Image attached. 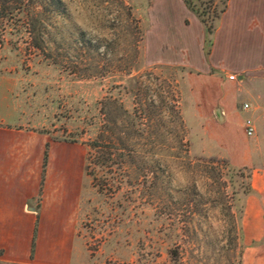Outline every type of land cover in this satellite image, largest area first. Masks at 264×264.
<instances>
[{
    "label": "rangeland",
    "instance_id": "rangeland-1",
    "mask_svg": "<svg viewBox=\"0 0 264 264\" xmlns=\"http://www.w3.org/2000/svg\"><path fill=\"white\" fill-rule=\"evenodd\" d=\"M205 30L184 0H0V122L78 141L82 171L103 133L124 149L104 192L84 174L73 264H242L264 220V47Z\"/></svg>",
    "mask_w": 264,
    "mask_h": 264
},
{
    "label": "crops",
    "instance_id": "crops-1",
    "mask_svg": "<svg viewBox=\"0 0 264 264\" xmlns=\"http://www.w3.org/2000/svg\"><path fill=\"white\" fill-rule=\"evenodd\" d=\"M220 19L219 27L225 26L229 33L223 46L228 51L244 47L249 41L264 47V0H228L227 10ZM253 55L261 64L258 77L264 84V52ZM223 64L218 68L232 70L230 64ZM248 75L250 79L252 75ZM255 97V102L260 97L264 102V90H258ZM47 144L49 159L43 173ZM84 174L85 164L82 171V153L77 144L57 142L47 134L0 122V263L73 264ZM248 223L249 247L242 264H264V232L260 230L264 220L259 215L250 216Z\"/></svg>",
    "mask_w": 264,
    "mask_h": 264
},
{
    "label": "trees",
    "instance_id": "trees-1",
    "mask_svg": "<svg viewBox=\"0 0 264 264\" xmlns=\"http://www.w3.org/2000/svg\"><path fill=\"white\" fill-rule=\"evenodd\" d=\"M186 3L188 9L193 10L203 25L206 28V43L211 45V37L214 35V33L217 30L216 24L222 17V15L226 12L228 7V0H221L222 7L219 11L211 14L209 11H198L193 5L191 0H184ZM107 129V125L104 127ZM104 129V130H105ZM104 132H109V130H105ZM44 134V133H43ZM104 135V136H103ZM100 136L99 139L95 141H90L86 143V146L88 147L87 153H86V164H85V175L89 178H92V181L94 182V186L98 188V190L101 192H104L107 190V188L110 186L107 182L109 179H98L97 183V177H96V170L101 171L104 174H111L113 173V168L117 165L120 166L122 163V159L124 158V152L123 148L119 147L120 145L108 142L105 140V134ZM69 143H75L77 144L78 141L74 140ZM49 148L50 145H46V150L44 154V162H43V173L46 171V167L48 164L49 159ZM114 155H116L117 159L114 158ZM120 168V167H119ZM43 186V181H42ZM37 229H38V223H36L35 226V232L33 237V243H32V257L35 252V246H36V236H37Z\"/></svg>",
    "mask_w": 264,
    "mask_h": 264
},
{
    "label": "built area",
    "instance_id": "built-area-1",
    "mask_svg": "<svg viewBox=\"0 0 264 264\" xmlns=\"http://www.w3.org/2000/svg\"><path fill=\"white\" fill-rule=\"evenodd\" d=\"M248 107V105H246ZM246 133L248 136L252 137L256 134V127L252 120H248L246 123Z\"/></svg>",
    "mask_w": 264,
    "mask_h": 264
}]
</instances>
